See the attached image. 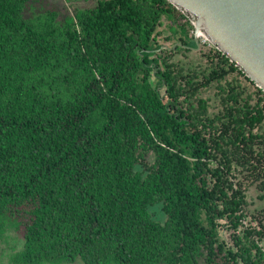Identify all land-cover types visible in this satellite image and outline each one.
I'll list each match as a JSON object with an SVG mask.
<instances>
[{
  "label": "trees",
  "instance_id": "trees-1",
  "mask_svg": "<svg viewBox=\"0 0 264 264\" xmlns=\"http://www.w3.org/2000/svg\"><path fill=\"white\" fill-rule=\"evenodd\" d=\"M27 1L0 0L8 264H264V225L238 231L246 187L264 197V93L213 46L175 61L195 44L166 0Z\"/></svg>",
  "mask_w": 264,
  "mask_h": 264
},
{
  "label": "water",
  "instance_id": "water-1",
  "mask_svg": "<svg viewBox=\"0 0 264 264\" xmlns=\"http://www.w3.org/2000/svg\"><path fill=\"white\" fill-rule=\"evenodd\" d=\"M166 1L264 93V0Z\"/></svg>",
  "mask_w": 264,
  "mask_h": 264
},
{
  "label": "rangeland",
  "instance_id": "rangeland-1",
  "mask_svg": "<svg viewBox=\"0 0 264 264\" xmlns=\"http://www.w3.org/2000/svg\"><path fill=\"white\" fill-rule=\"evenodd\" d=\"M26 4V8L23 12L24 17H30L35 15L51 6L58 7L61 13L73 14L76 11L82 10L85 7H88L92 4V1L86 0H28ZM180 23L185 24L187 35L189 37L194 36L193 27L186 22L184 19H179ZM202 46L199 43V48L195 49L193 53L186 54H177L174 56V60L181 59L182 64L189 65L191 62H197L199 59L197 58V52ZM205 46V45H204ZM212 47V46H211ZM259 192L257 191L254 185H249L245 189V199L246 205L242 210V214L245 215V218L242 222V226L238 228L239 233H241L246 227L256 226L260 227L258 224L261 223L264 225V197L258 198ZM148 211L151 216L157 220L162 221L164 219V214L159 211V207L149 206ZM231 233L232 231H222L221 235L231 244ZM19 237L14 234L13 231L6 230L4 233V238L0 241V264H8V256L11 252L19 249L21 242L18 239ZM260 245L262 250H264V236L260 241ZM70 264H82L81 260L77 257L73 263Z\"/></svg>",
  "mask_w": 264,
  "mask_h": 264
},
{
  "label": "built area",
  "instance_id": "built-area-1",
  "mask_svg": "<svg viewBox=\"0 0 264 264\" xmlns=\"http://www.w3.org/2000/svg\"><path fill=\"white\" fill-rule=\"evenodd\" d=\"M198 42L201 44V45H205L207 47H211L212 45L201 35H198Z\"/></svg>",
  "mask_w": 264,
  "mask_h": 264
},
{
  "label": "bare ground",
  "instance_id": "bare-ground-1",
  "mask_svg": "<svg viewBox=\"0 0 264 264\" xmlns=\"http://www.w3.org/2000/svg\"><path fill=\"white\" fill-rule=\"evenodd\" d=\"M200 35V34H199ZM202 36V35H201Z\"/></svg>",
  "mask_w": 264,
  "mask_h": 264
}]
</instances>
